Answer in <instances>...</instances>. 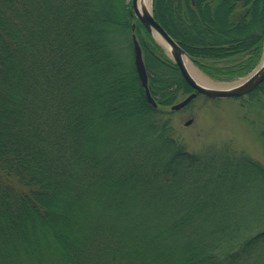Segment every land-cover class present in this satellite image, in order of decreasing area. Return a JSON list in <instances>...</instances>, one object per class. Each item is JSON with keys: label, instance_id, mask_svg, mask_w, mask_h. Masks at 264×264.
I'll return each mask as SVG.
<instances>
[{"label": "trees", "instance_id": "16d2710c", "mask_svg": "<svg viewBox=\"0 0 264 264\" xmlns=\"http://www.w3.org/2000/svg\"><path fill=\"white\" fill-rule=\"evenodd\" d=\"M152 10L214 79L260 62L264 0ZM192 91L131 0H0V264H264V162L188 150L163 108Z\"/></svg>", "mask_w": 264, "mask_h": 264}, {"label": "rangeland", "instance_id": "374dc122", "mask_svg": "<svg viewBox=\"0 0 264 264\" xmlns=\"http://www.w3.org/2000/svg\"><path fill=\"white\" fill-rule=\"evenodd\" d=\"M263 57L264 53L254 69L262 62ZM252 71L224 81L243 80ZM202 73L206 74L204 71ZM207 76L215 82L222 81ZM185 96L186 94L181 95L177 101ZM163 109L167 111L165 116L171 118L175 136L188 150L197 152L209 145L228 143L238 150H246L264 162L261 135L264 128V104H259L255 98L251 99L246 95L239 98H211L199 94L180 109L171 110L169 106ZM188 120L191 122L187 124Z\"/></svg>", "mask_w": 264, "mask_h": 264}, {"label": "water", "instance_id": "95a60500", "mask_svg": "<svg viewBox=\"0 0 264 264\" xmlns=\"http://www.w3.org/2000/svg\"><path fill=\"white\" fill-rule=\"evenodd\" d=\"M132 9L137 20L148 30V32L166 48L169 55L177 64L181 75L194 88V91L184 97L182 100L171 105L172 110L180 109L188 104L198 93L204 94L213 98L239 97L253 88L258 86L264 80V63H260L248 76L239 82L234 81H220L219 84L211 85L203 84L197 81L187 70L184 65L183 56L187 55L184 48L177 42V40L168 32V30L154 17L152 7L151 10L145 8L140 9L138 0H131ZM132 28H136V22L132 24ZM134 52H135V66L140 76L142 85L145 89V94L148 101L157 106V102L152 96L148 85V73L145 66L142 48L136 35H133ZM188 120L186 123H190Z\"/></svg>", "mask_w": 264, "mask_h": 264}, {"label": "bare ground", "instance_id": "6f19581e", "mask_svg": "<svg viewBox=\"0 0 264 264\" xmlns=\"http://www.w3.org/2000/svg\"><path fill=\"white\" fill-rule=\"evenodd\" d=\"M138 5L140 9L145 8L147 10H151L152 7V0H138ZM184 65L186 66L187 70L190 72V74L199 82L203 84L211 85L213 84V80H211L206 74L202 73V71L194 64V62L191 60V58L188 55L183 56ZM261 63H264V57ZM234 81V82H239ZM216 83V82H214ZM217 84H219L217 82Z\"/></svg>", "mask_w": 264, "mask_h": 264}]
</instances>
